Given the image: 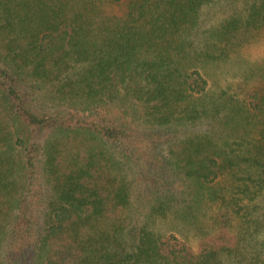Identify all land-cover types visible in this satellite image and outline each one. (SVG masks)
Returning <instances> with one entry per match:
<instances>
[{
	"label": "trees",
	"instance_id": "16d2710c",
	"mask_svg": "<svg viewBox=\"0 0 264 264\" xmlns=\"http://www.w3.org/2000/svg\"><path fill=\"white\" fill-rule=\"evenodd\" d=\"M213 1L0 0V264H264V0Z\"/></svg>",
	"mask_w": 264,
	"mask_h": 264
},
{
	"label": "rangeland",
	"instance_id": "374dc122",
	"mask_svg": "<svg viewBox=\"0 0 264 264\" xmlns=\"http://www.w3.org/2000/svg\"><path fill=\"white\" fill-rule=\"evenodd\" d=\"M243 6L244 0H214L211 4L205 6V10H211L213 14L222 16L225 13L232 12L236 7L241 8ZM241 52L240 63L244 68L242 72L249 78L245 84V90L258 87L264 92V30L252 38L250 43L246 44V47ZM231 63V61L226 63L231 69V72L227 73L230 81H241L244 79L242 72L233 70L237 64ZM189 243L192 245L193 250H197V241L194 238H189Z\"/></svg>",
	"mask_w": 264,
	"mask_h": 264
}]
</instances>
